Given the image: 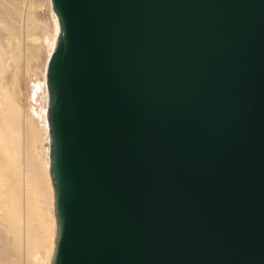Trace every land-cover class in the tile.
<instances>
[{"label": "water", "instance_id": "water-1", "mask_svg": "<svg viewBox=\"0 0 264 264\" xmlns=\"http://www.w3.org/2000/svg\"><path fill=\"white\" fill-rule=\"evenodd\" d=\"M51 264H264V0H50Z\"/></svg>", "mask_w": 264, "mask_h": 264}, {"label": "rangeland", "instance_id": "rangeland-1", "mask_svg": "<svg viewBox=\"0 0 264 264\" xmlns=\"http://www.w3.org/2000/svg\"><path fill=\"white\" fill-rule=\"evenodd\" d=\"M54 15L50 0H0V264H43L53 247L43 101Z\"/></svg>", "mask_w": 264, "mask_h": 264}, {"label": "bare ground", "instance_id": "bare-ground-1", "mask_svg": "<svg viewBox=\"0 0 264 264\" xmlns=\"http://www.w3.org/2000/svg\"><path fill=\"white\" fill-rule=\"evenodd\" d=\"M51 3V1H50ZM55 14V13H54ZM54 19H55V24H56V32H55V35L54 37L52 38V47L53 45L55 44V40H56V37L58 35V32H59V25H58V21H57V17L56 15H54ZM51 53V52H50ZM46 81V80H45ZM47 85L46 83L44 82V107H43V115H44V123H45V132H46V138H47V142L45 141V144H46V149H47V159H46V165H45V177H46V180L49 184V191H50V200H51V203H52V208L54 209V198H53V190H52V185H51V181H50V175H49V133H48V125H47V116H46V109H47V102H48V98H47ZM53 216L55 217V215L53 214ZM53 233L55 234V236H53V246H54V241L56 239V236H57V232H56V222H55V219H54V227H53ZM52 254H53V247L50 249L49 251V256L46 258V261L44 262L45 264H51V257H52ZM42 259V258H41ZM43 260V259H42ZM43 263V264H44Z\"/></svg>", "mask_w": 264, "mask_h": 264}]
</instances>
